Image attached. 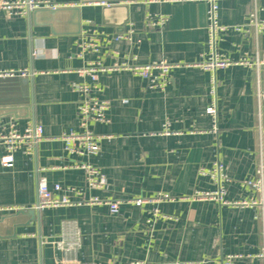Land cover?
I'll list each match as a JSON object with an SVG mask.
<instances>
[{
  "label": "crops",
  "instance_id": "0c3cea01",
  "mask_svg": "<svg viewBox=\"0 0 264 264\" xmlns=\"http://www.w3.org/2000/svg\"><path fill=\"white\" fill-rule=\"evenodd\" d=\"M45 1L65 12L49 19L0 13V129L11 122L21 131L40 125L45 137L32 157L17 153L8 167L0 146V208H17L0 220L34 211L33 218L21 214L0 223V264H219L228 255L243 256L239 264H264L257 258L264 253V193L244 184L264 167V68L219 70L211 94V74L194 65L209 48V0ZM216 4L222 27L246 24L256 8L264 17V0ZM149 14L168 21L150 29ZM89 21L111 36L130 24L135 32L83 60L76 46L81 33L72 32L93 28ZM216 45L233 60L245 54L264 59V35L228 30ZM97 61L106 68L123 62L173 66L164 91L150 90L132 72L100 74V97L111 104L108 121L91 124L104 138L99 154L82 160L105 174L103 189L87 187L84 171L69 168L81 159L68 157L59 140L81 131L74 86L89 82L78 71ZM213 103L216 120L206 113ZM218 161L229 178L222 201L193 199L196 191L218 189L199 174ZM40 178L51 189L60 185L57 195L67 194L76 205L35 210ZM162 195L171 200L157 201ZM91 198L119 202V214L104 203L78 204ZM241 202L258 205L235 204ZM60 243L74 246L66 252Z\"/></svg>",
  "mask_w": 264,
  "mask_h": 264
},
{
  "label": "built area",
  "instance_id": "2783aa9c",
  "mask_svg": "<svg viewBox=\"0 0 264 264\" xmlns=\"http://www.w3.org/2000/svg\"><path fill=\"white\" fill-rule=\"evenodd\" d=\"M211 3L208 11L209 20V38H208V52L203 54L200 62L194 64L195 67L211 74V94H215L216 90V78L215 74L219 70H225L232 66H244L259 71L264 68V59L256 56L251 59L249 55L245 54L238 60H233L227 56L219 54L216 49L217 38L221 32L236 31L244 37L254 33L256 35H264V17H260L261 10L257 8L248 16L246 24L235 27H222L218 22V6L216 0H209ZM103 5H108L102 3ZM58 7L50 4L45 0H0V13H3L8 18L26 17L39 9ZM168 21L167 16L149 14L146 17V26L150 29L162 28ZM93 27L92 22H88ZM135 30L133 25H129L126 33L118 35H109L105 32H100L96 28H90L85 32H81L80 37L76 41L77 56L80 59H85L90 54H99L104 43L118 42L120 40H130ZM173 66L165 64L163 62H153L145 65L131 66L126 62L121 64H115L112 68L104 67L99 61L88 62V65L78 73L82 77H87L89 82H83L75 84L74 90L79 95V101L77 106V115L79 119V126L81 131H69L60 136L59 140L63 143L64 153L70 158H79L81 161L72 162L69 165L70 169L82 170L86 176V184L89 188L103 189L107 187V178L105 174L98 168L92 166L90 163L83 161L84 159L92 156H96L100 152V143L104 137L96 135L92 129V123H105L107 122V112L110 109V102L100 97L101 89L98 85L100 74L111 71H126L140 76L147 81L148 88L150 90L164 91L169 84L170 71ZM25 75L26 72H21ZM261 100H264V94L259 96ZM123 103H127L124 101ZM264 108L259 107V119L262 118ZM206 113L212 116L215 120L217 117V107L213 103L207 108ZM215 127V126H214ZM215 130L216 127L214 128ZM45 139L44 129L40 125L28 124L22 131L18 129L14 122H11L7 127L0 129V146L5 149L6 154L1 158V164L4 167L10 166L14 162V156L17 153H21L24 156L32 157L35 153L36 147ZM83 159V160H82ZM201 176L210 178L218 186L216 191L201 192L196 191L193 194V199L196 200H216L220 198L222 201L223 195H225V184L229 182V178L225 172V166L222 162L218 161L213 164L211 168H201L199 170ZM47 179L40 178L38 182L37 194L38 201L35 210L42 211L49 208H61L67 206H74V202L67 194L57 195L62 193L63 188L60 185H55L51 189L48 185ZM244 184L252 189H255L261 193H264V167L261 165L256 172L254 179L246 180ZM171 200L168 195L160 196L157 201ZM106 204L108 205L112 214H119L120 203L117 201H102L99 198H91L84 200L79 205H94V204ZM137 206L144 204V201L137 200ZM229 204V203H226ZM237 205H258V202H252L250 204L246 202L235 203ZM17 208H0V214L14 213ZM157 212V211H156ZM264 219V214H263ZM59 246L61 249L69 252L73 249L74 244H68L69 247ZM77 245V244H75ZM257 258L264 260V253ZM244 257L241 255H228L222 258L219 264H239ZM136 264V263H133ZM142 264V263H137Z\"/></svg>",
  "mask_w": 264,
  "mask_h": 264
},
{
  "label": "water",
  "instance_id": "95a60500",
  "mask_svg": "<svg viewBox=\"0 0 264 264\" xmlns=\"http://www.w3.org/2000/svg\"><path fill=\"white\" fill-rule=\"evenodd\" d=\"M61 12H65V10L64 9H61V8H57V9H52V8H45V9H39V10H37V11H35V12H33L32 14H33V16H34V19H36L39 15H41V14H46L47 16H48V19L50 18V16L51 17H54V16H56V15H58V13H61ZM48 22H51V21H48ZM123 31V30H122ZM72 33H74V34H76V35H79L80 33H81V31L78 29V30H75L74 32H72ZM21 214H26L29 218H33V216H34V211L33 210H30V211H28V213L27 212H25L24 210H20L18 213H16V215H13V216H10V217H4V218H2V220H0V223L2 222V221H4V220H8V219H13L14 220V218L16 217L17 218V216H20Z\"/></svg>",
  "mask_w": 264,
  "mask_h": 264
}]
</instances>
